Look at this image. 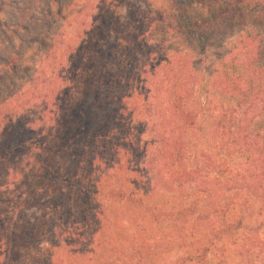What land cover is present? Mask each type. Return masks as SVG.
Returning <instances> with one entry per match:
<instances>
[{"label": "trees", "instance_id": "obj_1", "mask_svg": "<svg viewBox=\"0 0 264 264\" xmlns=\"http://www.w3.org/2000/svg\"><path fill=\"white\" fill-rule=\"evenodd\" d=\"M116 2L112 10H105L97 26L99 50L86 58L90 72L83 75L82 100L72 109L74 120L69 122L66 137L45 146L33 138L27 140L34 122L44 121L46 116L52 119L57 109L59 88L46 86L40 118L34 117L35 108L16 111L8 107L0 112V135L8 123L15 122L0 143V163L12 156L33 155L43 176L63 185L65 172L50 160L52 153L68 154L92 141H98L108 153L113 151L111 143L129 147L133 153L140 151L141 164L128 166L125 181L107 190L105 196L131 210L141 208L151 224L160 227L167 221L174 230L171 239L177 253L172 264H211V257L216 264H230L235 258L233 264H264V230L259 224L260 217L264 219V39L260 34L240 36L230 56L222 60V68L215 71L202 64L201 56L193 55L196 49L208 53L205 48L222 34L221 26L241 24L246 10L264 12V0H165L154 9L155 23H161L167 33L179 39V48L183 45L186 50L177 48L156 68L144 66V93L129 103V92H114L117 88L109 78L111 51L123 39L114 21L129 0ZM112 31L120 40L111 37ZM4 61L0 94L10 87L9 75L19 68L9 59ZM127 62L126 74L130 76L132 69ZM84 67L87 70V65ZM43 70L36 69L29 83L45 84L49 78ZM38 72L40 76H36ZM115 82L121 83V79ZM21 92H7L0 107ZM205 104L210 116L209 136L198 148L190 145L189 134L190 128L198 125L196 107L201 105L204 111ZM96 110L101 111L99 125H93ZM132 127L137 141L119 134ZM94 179L90 173L77 174L72 187L85 209L94 200L92 195L99 194ZM2 201L15 209L19 238L27 252L38 247L27 205L10 197ZM115 242L110 258L98 264L127 257Z\"/></svg>", "mask_w": 264, "mask_h": 264}, {"label": "rangeland", "instance_id": "obj_2", "mask_svg": "<svg viewBox=\"0 0 264 264\" xmlns=\"http://www.w3.org/2000/svg\"><path fill=\"white\" fill-rule=\"evenodd\" d=\"M149 1L150 5L145 0H129L117 11L114 21V28L122 30L123 39L111 51L113 64L109 67V78L113 88H117L114 92H129L128 103L136 100L141 91L144 93L141 89L144 66L156 68L166 55L170 57L179 48V39L154 20V9L165 0ZM115 4L116 0H70L67 5L62 0H0V72L5 59L19 67L9 75L12 83L0 94V100L7 92L22 90V94L0 107V112H5L8 107L16 111H33L35 108L37 113L33 115L38 119L43 110V95L48 90L46 86L59 88L57 109L52 119L46 116L44 121L34 122L27 140L33 138L45 146L66 137L69 122L74 120L72 109L82 100L83 75L90 72L86 58L99 50L97 26L105 10H112ZM221 30L222 34L206 46L208 53L198 49L193 51V55L201 56L198 58H203L202 64L212 71L222 68V60L230 56L227 55L240 36L260 34L264 39V12L246 10L241 24H224ZM111 37L120 40L116 31H112ZM179 50L183 52L186 48L181 45ZM126 62L132 69L130 76L126 74ZM38 68L44 69L45 77L49 79L45 84L37 82L33 86L29 79ZM116 78H120L121 83H116ZM126 78L129 81L125 83L122 80ZM0 83H3L1 78ZM207 104L204 111L201 105L196 107L198 125L190 128L191 146L197 144L196 147L202 148L208 141L210 116ZM100 116L101 111L96 110L93 125L100 124ZM14 123L3 128L0 143ZM135 133L136 129L132 127L119 134L135 139L138 136ZM116 136L119 138L120 135ZM97 142H87L68 154L49 155L50 160L65 172L63 185L45 178L33 155L12 156L0 163V264H98L110 258L116 240L118 249L127 257L111 264H172L177 253L171 239L174 230L167 221L160 227L151 224L141 208L131 210L122 202H113L105 196L107 190L125 181L128 166L134 168L141 164V152L133 153L129 147L111 143L113 151L108 153ZM89 173L97 179L99 194L92 195L95 198L85 209L72 187L77 174L85 176ZM3 197L27 205L35 223L38 247L27 252L19 238L15 209L3 202ZM83 209L85 216L80 214ZM260 219V227L264 230V219ZM252 224L255 228L258 226ZM233 261L237 259L230 264ZM211 264H216L215 257H211Z\"/></svg>", "mask_w": 264, "mask_h": 264}]
</instances>
